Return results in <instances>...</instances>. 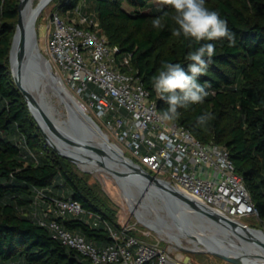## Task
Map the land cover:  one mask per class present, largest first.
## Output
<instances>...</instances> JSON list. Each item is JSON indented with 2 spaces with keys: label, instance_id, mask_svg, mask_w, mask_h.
I'll return each instance as SVG.
<instances>
[{
  "label": "trees",
  "instance_id": "trees-1",
  "mask_svg": "<svg viewBox=\"0 0 264 264\" xmlns=\"http://www.w3.org/2000/svg\"><path fill=\"white\" fill-rule=\"evenodd\" d=\"M81 2L87 5L83 12L97 19L109 44L119 49L118 55L131 56L132 73L162 114L168 105L153 87V77L162 62L187 70L188 53L200 45L173 35L178 25L169 5L156 6L154 0H60L57 10L66 12ZM205 4L227 21L235 42H200L216 47L206 73L198 77L208 95L203 103L179 108V118L173 122L200 142L227 149L264 221V0H205ZM19 5L20 0H0V260L92 264L63 245L35 217L46 207L37 206V193L44 191L48 197L81 203L85 217L58 220L66 230L98 247L111 239L104 224L94 226V217L122 226L75 166L49 145L15 83L10 51ZM157 17L162 18L160 29L152 27ZM205 113L212 119L201 124L199 117Z\"/></svg>",
  "mask_w": 264,
  "mask_h": 264
},
{
  "label": "built area",
  "instance_id": "built-area-1",
  "mask_svg": "<svg viewBox=\"0 0 264 264\" xmlns=\"http://www.w3.org/2000/svg\"><path fill=\"white\" fill-rule=\"evenodd\" d=\"M86 7L81 3L63 14L56 10L50 18L46 51L66 89L80 97L109 139L149 173L235 222L249 228L250 221L262 223L264 231L260 210L227 149L204 144L176 122L160 119L150 92L131 71V56L118 55L97 19L83 12ZM40 203L46 207L35 214L39 225L92 264H193L142 240L129 227L117 228L96 216L94 226L104 224L111 239L98 247L58 220L87 215L80 202L38 191Z\"/></svg>",
  "mask_w": 264,
  "mask_h": 264
},
{
  "label": "water",
  "instance_id": "water-1",
  "mask_svg": "<svg viewBox=\"0 0 264 264\" xmlns=\"http://www.w3.org/2000/svg\"><path fill=\"white\" fill-rule=\"evenodd\" d=\"M52 1L46 0L39 4L31 22L25 25L23 7L26 0H20L19 20L10 51V64H12L13 59L17 64V78L13 71V65H11L15 83L23 94L33 118L49 145L72 162H75L71 155L74 153L101 163L107 162L114 166L123 165L124 170L118 171L121 181L128 179L132 183L138 181L148 186L152 185L165 198L169 207L168 210L173 215L180 213L188 218L183 220L185 230L196 231L199 229V232L202 234L206 232L205 234L209 236L213 233L223 234V232L229 231L237 236L240 246L234 247L247 253L242 254L219 246L210 251L224 256L235 264H247L250 249L264 250L263 230L249 228L235 222L180 192L165 180L149 173L127 157L121 148L109 139L103 128L82 107L79 101L68 97L67 89L54 71L51 61L41 51L37 36L38 17ZM43 81H48L56 92L66 99L68 98L67 111L69 117L67 122L63 128L50 125V134L45 131L38 120L37 114L40 117L43 116L40 105L33 101L27 93L29 86H39ZM55 140L60 143L63 149L55 144ZM262 257L264 260V255Z\"/></svg>",
  "mask_w": 264,
  "mask_h": 264
},
{
  "label": "clouds",
  "instance_id": "clouds-1",
  "mask_svg": "<svg viewBox=\"0 0 264 264\" xmlns=\"http://www.w3.org/2000/svg\"><path fill=\"white\" fill-rule=\"evenodd\" d=\"M160 3L174 10L172 19L178 28L173 31V35H183L200 45L188 53L186 59L191 63L187 70L180 64L162 62L158 75L153 77V87L168 105L160 119L174 121L179 118V108L186 109L190 104L203 103L208 95L198 77L206 73L216 47L213 43L200 42L227 39L234 43L235 34L230 32L227 21L220 17L218 11L206 7L205 0H160ZM162 26L161 17L152 20L153 28L160 29ZM210 119L211 114L205 113L198 122L204 124Z\"/></svg>",
  "mask_w": 264,
  "mask_h": 264
},
{
  "label": "rangeland",
  "instance_id": "rangeland-1",
  "mask_svg": "<svg viewBox=\"0 0 264 264\" xmlns=\"http://www.w3.org/2000/svg\"><path fill=\"white\" fill-rule=\"evenodd\" d=\"M154 2L156 6L164 5L160 3V0H154ZM37 3L38 0H36V4ZM81 3L84 4L83 2ZM59 5H60V0H53L40 14L36 24L39 47L43 52V54L49 60H51V58L48 52L46 51V46H45L46 38L48 34V27L50 25V18L52 14L57 10ZM127 9L130 10L129 8ZM61 13L63 14L65 13V11H62ZM70 93L77 100H80V97L76 93L72 91ZM64 107H65V110L63 111V113L65 114L64 119H68L69 113L67 111V104H64ZM89 114L98 123V121L94 118V115L91 112H89ZM126 156L132 159V157L128 154H126ZM132 160L134 161V159ZM69 161L75 166V170L77 174L86 180L88 186H90L93 189V191L96 193V195H98V197L106 204V207L115 214L118 224L131 228V230L142 240L153 245H158L163 249L172 251L176 255L178 254L182 255L186 263L191 262L193 264H235L230 260H228L227 258H225L224 256L219 255L210 250L191 249L195 245H198L199 248L204 247L202 246L203 244L199 242V239L195 236H189V234L181 236L182 238L181 237L178 238L181 244H178L177 242H171V240H169L165 235H163L161 232L157 230L156 226L154 225L151 226L150 224L142 221L139 218L140 216L139 213H137L138 212L137 210L141 206V202L144 198V194L146 193V191H144L143 195L141 194L142 196L141 195L139 196L140 200L138 199L139 201H137L135 207L131 204L130 194L126 192L123 185V181H121V179H118L117 177L112 176L107 172L95 173V172L83 170L75 162H72L71 160ZM100 165L103 166L104 168H110L112 170H116V168L109 166L107 164L105 165L101 163ZM158 204L159 203L156 201L154 205L158 207ZM154 205H150L148 208H146L147 215L148 216L150 215L149 217L152 216H154L155 218L158 217L157 219L163 222L162 223L163 226L165 227L168 226L167 230H165V232L168 235H171L173 232L175 233L178 232L180 229L169 227L170 225L168 224L170 222L168 221V219H166L168 218L167 215H165V213L162 212L163 209H156L157 207L154 208ZM82 217H85V215H83ZM248 224L251 228L254 229L263 228L262 223L257 221H250L248 222ZM226 242L229 243L230 240L226 239ZM0 264H25V261L21 258H17L14 261H9V262H4L0 260Z\"/></svg>",
  "mask_w": 264,
  "mask_h": 264
},
{
  "label": "bare ground",
  "instance_id": "bare-ground-1",
  "mask_svg": "<svg viewBox=\"0 0 264 264\" xmlns=\"http://www.w3.org/2000/svg\"><path fill=\"white\" fill-rule=\"evenodd\" d=\"M46 0H38V3L36 4V0H26L24 7H23V20L25 25L29 24L34 16V13L38 7L39 4L44 3ZM40 16V15H39ZM13 65V71L15 74V77L17 78V64L15 59H13L12 64ZM67 95L68 97H71L72 99H75L78 101L68 90ZM28 95L31 97L33 101L38 103L40 105V108L43 112V116L40 117L37 114L38 120L42 127L45 129L47 133L50 134L51 128L50 125H53L56 128H63L65 123L67 122V119H64V113L65 110L64 104H67L68 107V98L66 99L64 96H61L58 92H56L48 81H43L40 83L39 86H29ZM55 144L59 146L61 149L62 146L60 143H58L55 140ZM74 158V161L76 164L80 166L83 170L91 171L95 173L99 172H107L112 176L119 178L118 171L124 170L123 165H110L107 162H103V164H107L109 166H112L116 168V170H112L110 168H104L101 166V162L99 164V161H95L93 159H87L84 157H81L79 155H76L74 153L71 154ZM130 180H123V185L128 194H130V200L131 204L135 206L137 204V201H139V196L144 194V191L146 193L144 194V198L141 202L140 208L137 210L139 213V218L150 224L151 226L154 225L157 227V230L161 232L163 235H165L171 242H177L178 244H181L178 238L184 235L189 236H195L199 239V242L202 243L204 246L203 248H199L198 245L193 246L191 249L199 250H211L216 249V246H219L220 248L228 249V250H235L239 253H245L246 251H242L234 246H240V242L238 240V237L233 235L229 231L223 232V234L220 233H213L212 235H207L205 233H201L198 230L194 231H187L183 227V220H187L188 218L184 214L176 213L173 215L168 209L167 201L162 196L161 193H159L152 185H147L145 183L141 182H134L132 183ZM148 188V189H146ZM141 195V196H142ZM139 199V200H138ZM156 201L159 203L158 207L154 204ZM140 203V202H138ZM139 205V204H138ZM150 205H154V208L156 209H163L162 212L167 215L168 221L170 222L168 225L169 227H173L175 229H180L178 232H173L171 235H168L165 230H167L168 226H163V222L159 219L155 218L154 216L149 217L146 212V208H148ZM136 207V206H135ZM138 208V207H137ZM150 209V208H149ZM148 210V209H147ZM152 215V214H151ZM166 221V220H165ZM198 226V225H197ZM219 234V235H218ZM221 235V236H220ZM213 236V237H211ZM182 238V237H181ZM218 238V239H216ZM226 239H229L230 242L227 243ZM173 244V243H172ZM186 247V246H185ZM182 249V248H181ZM247 253V252H246ZM264 250H251L247 258H249V261L247 264H264L263 256ZM257 256V257H256ZM252 258V259H251ZM251 259V260H250Z\"/></svg>",
  "mask_w": 264,
  "mask_h": 264
}]
</instances>
